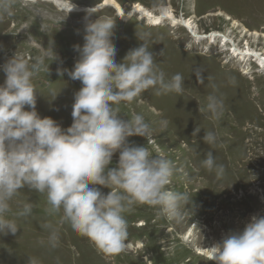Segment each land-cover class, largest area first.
<instances>
[{"label":"rangeland","instance_id":"1","mask_svg":"<svg viewBox=\"0 0 264 264\" xmlns=\"http://www.w3.org/2000/svg\"><path fill=\"white\" fill-rule=\"evenodd\" d=\"M101 1L72 0L76 7L59 23L66 13L54 2L38 0L32 7H23L17 0L11 15L0 14V65L14 53L32 60L39 55L41 45L47 49L53 41L58 59H45L48 74L42 70L33 78L40 94L36 111L67 128L73 119L74 93L82 86L80 81L70 79L67 71L79 58L73 45L84 43L86 10L91 8L97 15L116 19L113 42L117 63L138 47L142 43L139 37L144 36L166 79L182 75L184 91L156 95L149 89L140 99L121 103L118 115L124 120H131L134 114L144 117L151 136L128 139L135 145H145L153 155L162 153L174 163L178 171L168 188L192 197L188 206L191 214L186 212L177 223L157 215L152 207L133 205L125 213L126 243L130 246L110 256L69 224H58L62 210L49 213L46 193L25 187L11 201L8 218L14 219L19 228L15 235H0V264H29V258H35L38 264H214L211 257L198 253L199 247L209 250L226 236L242 231L253 215L264 216V72L255 61L239 60L230 50L229 40L223 47L217 37L208 46L204 36L221 32L242 47L252 38L240 32L242 27L264 33V0H116L124 10L134 1L154 12L160 6L168 7L173 14L190 18L187 28L168 21L151 25L135 13L122 20L111 6L96 9ZM91 18L95 19V14ZM250 42L264 52L262 37ZM4 80L5 73L0 70V84ZM209 95L224 102L218 119L207 112ZM163 120L169 122L166 129H162ZM196 129L200 130L197 134ZM208 131L216 134L215 145L204 143L202 138ZM208 151L213 152L217 164L225 166L219 179L201 163ZM118 155L114 154L109 167L116 165ZM96 187L103 193L109 191ZM27 202L34 205L32 214L14 215ZM48 224L59 229L60 241L55 248L48 244Z\"/></svg>","mask_w":264,"mask_h":264},{"label":"clouds","instance_id":"2","mask_svg":"<svg viewBox=\"0 0 264 264\" xmlns=\"http://www.w3.org/2000/svg\"><path fill=\"white\" fill-rule=\"evenodd\" d=\"M19 2L23 7H32L38 0ZM16 3L17 0H0V14L11 15ZM75 7L72 0H61L60 11L66 15L58 22L65 20ZM90 9L84 17V43L73 45L79 58L71 71L65 70L70 79L82 85L74 93L69 127L62 128L56 120L41 117L36 111L39 93L33 78L42 70L48 74L45 59H58L53 41L47 49L41 45L39 55L32 60L14 53L0 65L5 73L4 83L0 84V235L17 233V223L8 218L11 201L27 187L47 194L50 214L62 210L58 224H69L101 252L115 256L129 247L125 213L133 205L152 207L157 215L177 223L186 212L190 213L192 197L168 188L178 171L174 163L162 153L153 155L145 145H135L128 139L151 136L144 117L134 114L131 120H124L118 115L121 103H132L149 89L156 95L181 94L184 79L179 73L166 79L144 36L139 37L142 43L117 63L113 42L116 19ZM93 14L95 19L91 18ZM200 82L203 83L202 77ZM223 106L222 99L207 97L206 109L212 118H219ZM168 123L161 121L162 129ZM195 131L197 134L200 130ZM202 139L210 146L217 142L212 131ZM117 152L116 165L109 167ZM201 163L218 179L225 173V166L216 163L212 151ZM96 186L109 191L103 193ZM33 207L31 202L24 203L14 215L30 216ZM45 227L51 229L48 244L57 247L59 229L50 224ZM211 261L264 264V216L253 215L242 231L211 247ZM29 264L38 261L29 258Z\"/></svg>","mask_w":264,"mask_h":264},{"label":"bare ground","instance_id":"3","mask_svg":"<svg viewBox=\"0 0 264 264\" xmlns=\"http://www.w3.org/2000/svg\"><path fill=\"white\" fill-rule=\"evenodd\" d=\"M44 1H48V2L52 1L58 6L61 5V0H44ZM105 6L113 7L112 9H114L115 15H118V17L122 20H128V18L133 13H135L140 15L141 18L147 19L148 23L151 25H159L163 23V21H168L173 26L179 25L183 28H187L188 26H190V18L186 19L183 18L182 16H177L176 14H173V12H171L168 9V7L166 8L160 6L157 8V11L154 12V9L145 7L140 1H134L131 3V6L128 10H124L123 7L120 5V3L116 0H102L99 3V5L96 7V9H100L101 7H105ZM233 24L236 25V22L233 21ZM240 32L242 34L245 33V36L246 34H248L252 37L251 39L248 38L242 47L237 46L234 43V40L229 38L227 34L225 35L217 31H211L210 33L206 34L204 38H206L208 46H211L217 37H220L219 40H222L223 47L226 46L227 44L226 41L229 40L230 41L229 43L231 44L230 50L234 54H236V56H238L237 58H239V60L241 59L242 61H245V63L247 62L248 59H250V61H255L256 63L255 62L254 63L256 67L262 72H264V54H263L264 52L260 50L261 48L257 49V47L255 48L254 46H252V44L251 45L249 44L250 41L257 42L259 37H262L264 43V33L258 32L256 30L248 31L247 29L245 30L244 27H242ZM198 253L211 257V249L206 250L204 248L199 247Z\"/></svg>","mask_w":264,"mask_h":264}]
</instances>
